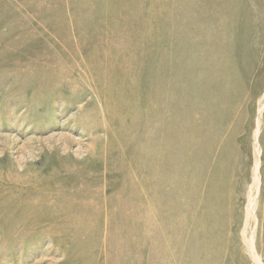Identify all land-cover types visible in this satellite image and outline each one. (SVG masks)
Listing matches in <instances>:
<instances>
[{"label": "rangeland", "instance_id": "rangeland-1", "mask_svg": "<svg viewBox=\"0 0 264 264\" xmlns=\"http://www.w3.org/2000/svg\"><path fill=\"white\" fill-rule=\"evenodd\" d=\"M0 264H264V0H0Z\"/></svg>", "mask_w": 264, "mask_h": 264}, {"label": "bare ground", "instance_id": "bare-ground-1", "mask_svg": "<svg viewBox=\"0 0 264 264\" xmlns=\"http://www.w3.org/2000/svg\"><path fill=\"white\" fill-rule=\"evenodd\" d=\"M173 124V123H172ZM204 145V144H203ZM225 149V148H224ZM228 149V148H227Z\"/></svg>", "mask_w": 264, "mask_h": 264}]
</instances>
